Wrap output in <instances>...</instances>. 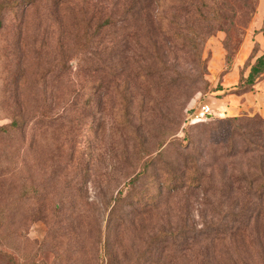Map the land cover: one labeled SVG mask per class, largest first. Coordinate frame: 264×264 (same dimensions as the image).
Listing matches in <instances>:
<instances>
[{
  "label": "trees",
  "instance_id": "obj_1",
  "mask_svg": "<svg viewBox=\"0 0 264 264\" xmlns=\"http://www.w3.org/2000/svg\"><path fill=\"white\" fill-rule=\"evenodd\" d=\"M36 1L27 0V6ZM254 2L115 0L112 6H105L103 0H46V49L60 42L63 47L68 29L78 30L81 25L84 29L76 55H66L63 62L62 74L67 76L48 79L51 86L62 79L70 90L65 94L50 91L46 96V123L61 120L53 108L64 102L62 110L69 113L71 127L89 126L95 137L98 127H93L92 118L95 120L101 106L104 113L107 102L102 97H107L110 78L120 76L122 81L115 84L125 85L124 94L117 93L124 104L121 116H113V120L129 138L127 170L120 173L123 186L108 204L105 230L95 225L80 189L65 193L61 188L60 192L44 194L36 190L35 194L45 200L47 211L82 219L97 235H149L152 248L142 255L144 264H264V117L223 118L218 126L219 139H215L211 138L213 128L187 131L182 127L180 109L175 108L178 96L192 87V80H202L207 86V67L202 57L206 39L224 30L229 62L231 31L238 14L235 4L253 9ZM16 6L15 1L0 3V29L6 10H15ZM72 57L79 60L76 66L69 64ZM185 58L194 73L174 66V75L169 77L171 62L179 64ZM107 60L112 65L104 62ZM248 66L249 72L241 73L231 89L233 93L253 91L264 77V52ZM99 78L105 90L101 95L96 88ZM206 120L211 125L212 117ZM26 125V118L21 121L14 115L10 123L0 126V134L9 135ZM179 130L184 137L177 134ZM71 142L74 151L79 141L73 136ZM209 152L212 157L206 161L203 154L209 156ZM82 162L88 174L92 156L87 155ZM179 195L185 199L198 197L201 228L188 220L189 206L196 199L179 204L178 199L174 200ZM240 204L244 235H238V213L227 210L223 222L216 226L220 210L226 206L238 209ZM173 213L181 214L182 219L173 225L169 221L152 225V221H164Z\"/></svg>",
  "mask_w": 264,
  "mask_h": 264
},
{
  "label": "rangeland",
  "instance_id": "obj_2",
  "mask_svg": "<svg viewBox=\"0 0 264 264\" xmlns=\"http://www.w3.org/2000/svg\"><path fill=\"white\" fill-rule=\"evenodd\" d=\"M4 1H15L17 8L6 10L0 29V126L10 123L14 115L21 121L26 118L27 125L9 135L0 134V264H144L142 255L152 248L149 235H105L107 232L97 235L82 219L78 221L66 217L64 212L55 215L47 211L41 196L46 191L60 192L61 188L65 193L80 189L95 225L106 229L108 204L123 186L120 173L127 170L129 138L113 120V116L122 114L124 103L117 93L124 94L125 85L116 86L115 81H122L120 76L110 78L107 97H102L107 102L106 109L103 113L101 106V112L95 120L92 118L93 127H98L95 137L89 126L71 127L69 113L62 110L64 102L53 108L61 120L46 123V96L50 91L65 94L70 90L66 81H62L67 76L62 74V65L66 55H76L81 47L84 29L82 25L78 30L68 29L65 45L64 42L63 47L62 42L54 44L49 51L46 49V0H37L31 7L27 6V0H0V3ZM103 1L108 6L115 0ZM235 6L238 14L231 31V60L227 61L224 45L226 32H214L206 39L202 51L207 86L202 80H192V87L178 96V105H175L184 119L182 127L194 133L213 128L211 138L215 139H219L218 126L223 118L256 114L264 117V77L251 92L239 95L231 91L241 73L249 72L248 62L264 52V0H255L253 9L238 3ZM78 61L72 57L69 64L76 66ZM104 62L112 65L108 60ZM178 63L172 61L169 65V77L174 75V66L179 71L188 69L190 74L194 73L189 59ZM56 75L62 76L60 83L49 85L48 79ZM96 88L100 95L105 91L101 78L97 79ZM202 105L211 107V125L206 120L208 115L203 122H191L188 118L187 110L192 114ZM177 134L184 137L181 130ZM73 136L79 141L74 151L71 149ZM87 155L92 156V163L85 174L86 163L82 158ZM211 157V152L209 156L203 154L206 161ZM36 190L41 194L36 195ZM177 199L179 204L196 199L189 206L188 220L201 228L202 205L198 197L185 199L179 195L174 198ZM227 210L238 213V235H244L242 204L238 209L226 206L223 212L220 210L216 226L223 222ZM179 219L182 215L173 213L168 219L164 217V221H152V225L168 224V221L173 225ZM222 250L225 251L224 247Z\"/></svg>",
  "mask_w": 264,
  "mask_h": 264
},
{
  "label": "built area",
  "instance_id": "obj_3",
  "mask_svg": "<svg viewBox=\"0 0 264 264\" xmlns=\"http://www.w3.org/2000/svg\"><path fill=\"white\" fill-rule=\"evenodd\" d=\"M211 112V107L209 105H202L199 108H197L192 114L189 115L188 118L191 119V122H198L202 119H204L207 115H209Z\"/></svg>",
  "mask_w": 264,
  "mask_h": 264
},
{
  "label": "water",
  "instance_id": "obj_4",
  "mask_svg": "<svg viewBox=\"0 0 264 264\" xmlns=\"http://www.w3.org/2000/svg\"><path fill=\"white\" fill-rule=\"evenodd\" d=\"M211 115L209 114L208 117H210Z\"/></svg>",
  "mask_w": 264,
  "mask_h": 264
}]
</instances>
